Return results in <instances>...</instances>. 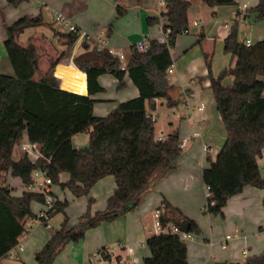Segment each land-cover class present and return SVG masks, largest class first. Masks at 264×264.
I'll return each instance as SVG.
<instances>
[{
	"label": "trees",
	"instance_id": "16d2710c",
	"mask_svg": "<svg viewBox=\"0 0 264 264\" xmlns=\"http://www.w3.org/2000/svg\"><path fill=\"white\" fill-rule=\"evenodd\" d=\"M26 1L6 0L11 7ZM198 1L209 8L235 4V0ZM163 2L165 11L159 17L147 18L146 22L152 26L163 21V30L171 32L169 44H158L151 39L145 52L132 46L124 57L123 70L122 62L106 49L98 51L91 41L81 40L80 52L73 55V61L86 76L87 93L82 73L81 87L62 81L64 89L79 95L57 87L51 74L53 64L40 80L33 78L38 63L36 49L31 44L19 45L17 38L24 30L43 25L40 15L20 18L6 27L3 48L13 75L0 73V177L9 174L25 184L33 171L42 170L54 186L66 189L74 198L87 196L90 189L107 176L115 183L105 209L91 214L92 200L88 199V209L74 226L68 225L64 214L68 202L55 198L52 216L62 213L64 219L34 254L36 264H54L67 244H78L88 230L132 210L150 185L175 167L181 152L178 130L158 141L155 123L145 115L155 111L156 102H164L169 108L178 106L168 94L173 89L168 82L167 70L172 65L169 51L176 37L188 31L187 11L191 3L187 0ZM251 12L262 20L264 0H258ZM124 13L125 10L116 7V17ZM60 35L66 41L68 53L65 49L58 62L69 58L77 41V35ZM222 51L234 58V65L223 69L216 77L212 76L210 62L205 57L209 88L225 131V142L215 161L211 162L206 155L207 166L201 173L202 182L208 188L205 213L214 217L222 216L227 201L245 187L262 190L264 204V176L257 163L264 148V40L246 45L238 39L237 26L232 25L223 40ZM105 74L116 79L119 87L127 76L138 90V96L119 103L107 116L97 117L93 114L97 100L92 96L104 91L98 78ZM226 77L233 79L229 86L222 83ZM82 133L88 134V144L75 148L72 138ZM23 138L39 146L41 157L35 163L25 155L17 160L12 158L15 146ZM60 174L68 176L66 183H60ZM12 190L8 185L0 187V259L19 242L27 219L34 215L32 204L41 205L43 201L41 196L27 192L15 197ZM159 210L162 227L171 224L182 233L195 238L200 236L197 223L167 202L163 201ZM186 244L170 233L149 236L144 241L149 255L142 264H188ZM102 258L111 260L105 254ZM115 260V264H121L119 258ZM244 264H264V250L247 258Z\"/></svg>",
	"mask_w": 264,
	"mask_h": 264
},
{
	"label": "crops",
	"instance_id": "0c3cea01",
	"mask_svg": "<svg viewBox=\"0 0 264 264\" xmlns=\"http://www.w3.org/2000/svg\"><path fill=\"white\" fill-rule=\"evenodd\" d=\"M138 1L142 0H28L17 7H11L6 0H0V46L7 38L6 27L20 18L40 15L43 25L28 28L17 38V43L23 47L31 44L36 52L39 47L42 49L37 52L39 59L33 77L34 80H40L48 71L47 64L52 62L51 74L58 85L61 84L62 79L63 82L71 86L81 87L83 86L82 74L84 72L73 64L76 75H72L73 67H70L69 61L58 62L66 49L64 39L59 34L65 33V31L56 23H53L49 11L59 12L69 24L74 25L79 32H85L91 38L100 32H104L106 50H113L125 57L130 48L140 40H151L158 36L161 20L160 23L152 26H148L146 20L147 18L159 17V14L165 11V4H162L161 0H151L150 5L145 4L144 6ZM187 1L191 3L187 11V34L190 27L200 29L195 30L200 39H205V36L211 32L214 36L210 40H213V44L216 40L220 41L223 48L226 33L224 25H227L228 28L236 25L237 30L240 28V33L244 32L245 35V32H249L251 37L250 39L243 38L240 41H250L251 44H254L264 40V18L258 20L256 14L251 12V9L257 5L258 0H235L234 5L212 8L204 6L198 0ZM117 6L125 10L124 15L116 17ZM200 14L203 15V18H199ZM80 42L81 40L76 42L75 50ZM173 47H175V44ZM171 50L169 52L174 71L171 75H168V82L173 87L169 96L177 101L178 106L181 107L185 103L196 109L200 104H205L202 112H198L192 119L178 121L170 131L178 130L179 140L189 137V141L180 150V156L174 169L161 180L151 184L141 195L136 207L114 221L103 222L96 228L88 230L84 239L76 244V247L73 244H67L63 250L70 249V246L71 250L68 251L66 257L63 254L61 255L62 260L60 259V261L64 264H86L97 253H101L102 256L103 254L109 255L111 259L106 261L101 256L98 258L97 264H115L116 258L120 259L121 264H142V260L149 255L144 246V241L147 238L146 233H150L153 226V224H143V222L150 215L152 221L154 211L159 210L163 201L178 209L185 217L194 220L201 229L200 236L186 244L188 264H230L236 262L244 264L247 258L262 253L264 237H261L262 241L259 239L260 235H264L262 190L245 187L240 194L231 197L227 201L226 206L222 209V216L214 217L209 213H205L206 192L201 173L203 168L207 166L206 155H209L211 162H214L225 142V131L216 111L211 90L209 85H203V83L209 81L205 67V57L210 62L213 77H216L223 69L232 67L234 58L231 56L227 64L222 60L221 63L215 62L213 64L211 47H206L205 52L202 53V59L186 58L184 56L181 59H178L181 56L174 59ZM176 62L179 64L178 68L175 67ZM59 66H65L67 69L71 68L72 74L71 71H65V68H62L61 72H57ZM10 68V65L9 67L2 66L0 73L11 75ZM66 75L77 79L74 81L69 80ZM192 78L195 80V86L184 91L183 87ZM226 78L229 82L232 77ZM225 79L222 82L223 84ZM98 82L104 91L92 96L93 99L97 100L93 108V114L97 117L107 116L119 103L138 96V90L132 85L127 76L123 78L122 87H119L116 79L107 74L100 76ZM232 82L233 79L230 84L224 85L229 86ZM174 90H176V93H174ZM157 104L163 105L162 102H156ZM88 139L87 133L78 134L72 138V144L75 148H82L88 144ZM25 141L26 139L23 138L15 146L12 155L14 160L22 156L20 145ZM204 146L208 148V153L203 152ZM257 163L261 175L264 176V148ZM4 180L13 189L11 193L13 196L19 197L22 194L23 183L19 178H13L7 174ZM59 181L60 183H66L68 176L60 174ZM114 189L113 178L107 176L99 180L85 197L74 198L68 193L69 198H67L65 194L67 190L60 189L58 186L53 187V194L59 201L66 200L68 202L64 214L68 219V225L74 226L80 216L88 209V199L92 200L89 205L91 214L102 211L105 209L107 198ZM33 205L37 206L36 210L33 209ZM31 208L33 214H35L41 206L33 203ZM205 216L209 218V222L212 224L207 229H204L201 222ZM63 219L62 213L52 216L48 227V229H52L51 235L59 229ZM38 225L44 226L42 224ZM211 228L215 230L212 235L209 233ZM235 231L247 235L246 240L242 241L239 237L233 239L229 242L225 251L216 248L217 245L214 248L208 246L207 242L210 238L215 239V242H217L222 234L234 233ZM75 248L76 250H73ZM244 249L247 251L246 257L242 256Z\"/></svg>",
	"mask_w": 264,
	"mask_h": 264
},
{
	"label": "built area",
	"instance_id": "2783aa9c",
	"mask_svg": "<svg viewBox=\"0 0 264 264\" xmlns=\"http://www.w3.org/2000/svg\"><path fill=\"white\" fill-rule=\"evenodd\" d=\"M161 3L164 4L163 0H161ZM49 15L53 21V23H56L63 31H65V33L68 34H73V35H77V41L82 40V39H89L91 41H93L97 47V50L100 51L102 49H106V39H105V33L104 32H100L98 35L93 36L92 38L87 36L85 32H79L76 27L72 24H69L65 18L56 11H49ZM162 23V24H161ZM160 25V31L158 36L155 38L156 42L158 44H162V45H168L171 39V32L169 29L163 30V21H161ZM224 28L226 29V33H225V37L229 34V29L227 27V25H224ZM188 31H183L181 35L183 34H187ZM246 45H250V41H246L245 42ZM135 47L137 48V50L139 52H145L147 51V49L149 48V40L148 39H142L139 42H137L135 44ZM107 51L117 57L121 62H122V66H121V70L124 69V56L120 53H116L113 50L107 49ZM73 62L72 59H70L69 61V65L70 67H73V74H72V69H67L65 66H59L57 69V72H61L62 68H65V71H71L70 73L72 75H76V73H74V66H73ZM174 71V65L172 63V65L168 68L167 72L168 75H171ZM67 74V73H66ZM68 75V74H67ZM66 75V77L70 80L72 79V81L76 80L77 78L72 77H68ZM78 77V76H76ZM85 79V76H84ZM86 83V82H85ZM195 80L194 78L189 79L186 83V85L183 87V90L186 91L189 87H193L195 86ZM204 86L209 85V81H206L205 83H203ZM57 87L62 90V91H66L69 93H73V94H77L76 92H72L70 90L64 89L62 87V79H61V84H57ZM79 95V94H77ZM264 96V93H263ZM182 112L181 114H177L176 113V109L175 108H171V114L172 117L175 119H181V120H187V119H192L198 112H202L205 108V104L202 103L199 106L196 107V109H193L192 107H190L187 104H183L182 105ZM146 118L150 120V122L152 123H156V116H155V112H147L146 113ZM162 133H160L157 136V140L161 141L164 136L162 137ZM189 141V137H185L183 139L180 140L179 144H178V148L179 150H182L185 147V144ZM20 150L22 155H25L28 160L31 163H35L37 161V159H39L41 157L40 151H39V146L37 144H33V143H29L27 141L23 142L20 145ZM203 152L208 153L209 150L207 147H203ZM7 174H4L3 177H0V187H5L7 186L6 182H5V177ZM53 183L51 181V179L47 176L46 172L42 171V170H35L32 172L31 177H30V181L28 183H23L22 186V192H27V193H32V194H36L42 197V203H41V208L39 211H37L32 217H30L29 219H27L24 228H23V232L19 238V240L21 238L26 237L32 230L33 228L38 225V224H42L46 227H49V222L52 218V213L54 212V204H55V197L53 194ZM205 192H208V188L205 187ZM208 196V194H207ZM160 211L159 210H155L154 212V224L152 226V230H150V233L153 235H159V234H173L176 235L180 240L184 241V242H189L195 239V237L191 234H187V233H182L180 232L175 226L168 224L165 227H162L159 223L158 217H159ZM241 239L242 241L246 240L245 236H240L239 234H235V233H226L224 236H222L217 242L215 241H208V246L210 248H214L216 245V248L220 249L221 251H225L228 247V244L230 241L233 240V238H238ZM23 251L22 246L20 245V243L18 242L14 247H12L4 256L3 258H10L12 260H16L18 253H21ZM242 256L246 257L247 256V251L246 249L242 251ZM101 257V255L99 253H97L96 255H93L91 260L86 263V264H97L98 262V258ZM1 258V259H3ZM0 259V260H1Z\"/></svg>",
	"mask_w": 264,
	"mask_h": 264
},
{
	"label": "rangeland",
	"instance_id": "374dc122",
	"mask_svg": "<svg viewBox=\"0 0 264 264\" xmlns=\"http://www.w3.org/2000/svg\"><path fill=\"white\" fill-rule=\"evenodd\" d=\"M138 2L143 6L145 4H149V5L151 4V0H142V1H138ZM199 18H203V15L200 14ZM197 29L200 30L199 28L190 27L188 34H183V35H179L176 37L175 47H173L171 50L172 57L174 59H175V57H178V56H181L178 59H181L182 56H184L186 58H193V59L201 58L202 59V53L205 52L206 47H209V48L211 47L212 51H213L212 63L213 64L215 62L221 63V60H222V61H225V63L227 64L230 61L231 56L228 57V55L226 56V54L225 55L223 54L221 42L216 40L215 44H213V40H210V39H213L212 36H214V35L211 32L205 36V39H200V36L196 35V32H195V30H197ZM239 29L237 30L239 40H241L243 38H245V39L251 38L249 35V32H245V35H244L243 34L244 32L240 33ZM214 39H215V37H214ZM87 41L90 42L91 40H87ZM76 42H78V41H76ZM64 43H66L65 40H64ZM80 43H79V45H80ZM91 43L95 45V43L93 41H91ZM79 45L77 46V48L75 50V46H76V43H75L69 52V54H70L69 58L68 59H66V58L62 59L61 62H68V61H70V59H72V62L74 63L73 55L80 52ZM41 50H42L41 47H39L38 51L40 52ZM66 53H68L67 47H66ZM37 56H38V54H37ZM38 59H39V56H38ZM0 60H1L0 71H1L2 66L9 67L8 61L5 57L3 45L0 46ZM51 64H52V62H49L47 64V66H48L47 70H49V67L51 66ZM74 65H75V63H74ZM178 65L179 64L176 62L175 67L178 68ZM11 69L12 68H10V72H12L11 73V75H12L13 71ZM2 74H4V73H2ZM170 80L174 81L173 79H170ZM231 80H232V78H231ZM231 80H229V82H228V79L226 78L224 81V84H226V85L230 84ZM171 91H169L168 94ZM174 93H176V90H174ZM173 101H175V100H173ZM162 103H163V105H159V104L156 105L155 116L157 119H156V123H155V130H156V136H158L160 133H162V135H164V137H165L173 129V126H175V124L178 121L180 122L181 119L178 120V119L173 118L172 114L170 113L172 111L171 108H169L164 102H162ZM175 109H176L177 114H181V112H182L181 106H177ZM204 190H205V188H204ZM68 193L69 192L65 191L67 198H69ZM207 197L208 196L206 193L205 199H207ZM205 206H206V202H205ZM36 207H37L36 205H33L34 210H36ZM150 216L146 217V220H144L143 224H150V225L154 224V219H153L154 213H153L152 221H151ZM201 222H202V225L204 226V229H207L208 227H210L212 225L209 222V218L206 216L203 217ZM51 232H52V229L50 230L46 226L37 225V227H34L33 230L26 237L21 238L19 240V243L22 246L23 251L21 253H18L17 259L12 260L10 258H3L0 261V264H36V262L34 261V254L37 251H39L43 247V245L46 243V241L50 238ZM209 233H210V235H212L215 233V230L213 228H211ZM234 233L239 234L241 237L242 236L247 237V235L243 234L240 231H235ZM146 235H147V237H149V236H152L153 234L146 233ZM224 235L225 234H222L217 240H219ZM261 237H264V235H260V237H259L260 241L263 240ZM89 239H91V238H89ZM233 239H236V238H233ZM209 241H215V239L210 238ZM257 243H258V241H257ZM72 248H73V246H72ZM69 250H71V246H70V249L66 248L65 250H62L60 252V254L56 257L57 259L55 258L54 264H61V263L64 264V262L60 261V259L62 260L61 255L63 254L66 257ZM73 250H76V248ZM263 250H264V247H262V252H263ZM99 254H101V253H99Z\"/></svg>",
	"mask_w": 264,
	"mask_h": 264
},
{
	"label": "water",
	"instance_id": "95a60500",
	"mask_svg": "<svg viewBox=\"0 0 264 264\" xmlns=\"http://www.w3.org/2000/svg\"><path fill=\"white\" fill-rule=\"evenodd\" d=\"M73 246L76 247V244H73ZM230 264H239V263L236 262V263H230Z\"/></svg>",
	"mask_w": 264,
	"mask_h": 264
}]
</instances>
